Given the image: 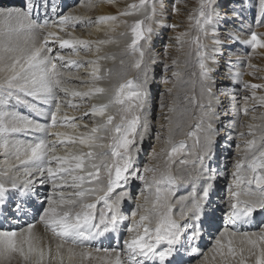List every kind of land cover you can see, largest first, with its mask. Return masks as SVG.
<instances>
[{
	"label": "snow or ice",
	"instance_id": "6c2138e0",
	"mask_svg": "<svg viewBox=\"0 0 264 264\" xmlns=\"http://www.w3.org/2000/svg\"><path fill=\"white\" fill-rule=\"evenodd\" d=\"M101 2L115 3V0ZM179 3L181 0H175L173 13L178 11L175 5ZM80 6L92 5H84L83 0H80ZM75 7V4L66 5L64 0H21L18 6L12 8L0 3V21L4 24V38L0 41V149H3L6 165L10 156L19 162L18 165L0 169V260L19 256L26 264H45L46 259L59 258L60 264H63L61 249L66 245L69 246V261L77 255L87 259L90 253L85 247L86 242L117 232L123 219L120 213L121 202L130 196L126 190L116 192V189L123 188L131 179H138L144 182L141 195L150 193L153 188L155 194L151 201L149 196L144 195V202L136 204L132 215L136 216L139 212V219L127 227L129 236L124 239L123 248L117 245L111 249H103L115 254L114 264H192L191 257L202 255L199 242L214 231L218 235L212 248V259L216 260L218 255V264H247L249 260H254V264H264V227L258 232L241 231L239 228L240 224L246 225L252 221L256 213L264 214V124L248 125L247 135L253 139L247 140L245 157L238 159L234 165L232 183L228 187V210L224 213L223 230H219L215 219L216 206L211 197L213 184L210 173L213 170L208 164L213 156V138L216 135L213 120L218 119L219 115L211 103L212 86L204 85L209 103L199 105L200 122L195 126L196 132H189V135L196 136L195 150L188 153L192 159L180 160L183 165H191L192 171L186 179L192 183L193 192L177 201L180 204L179 220L183 221L179 223L172 204L168 202L173 194L175 177L166 172L157 175L155 168L146 166L143 172L152 174L149 179L134 167V152L139 150L137 137L142 141L148 128L146 106L149 68L141 41L145 45L150 42L152 25L159 23L155 19L156 0H138V3L118 9L114 15H103L87 21L73 14ZM65 8L68 9L67 12ZM149 8L151 11L143 20L137 19L131 25H128L127 20L120 19L147 12ZM160 15H163L162 11ZM225 16L226 13L222 15L218 10L217 0H198L195 13H190L188 19L190 22L194 20L198 30L205 36L211 35L214 38L213 44L223 45L229 41L234 43L238 38L236 31L231 30L221 39L220 33L224 30L220 28V24L227 25ZM121 23L130 27L132 39L128 48L133 54L138 53L132 67L141 73V78L119 84L109 103L91 106V116L100 117L101 122L94 123L90 131L75 136L57 131L58 128L77 127L76 117L62 114V108L78 107L77 103L68 99L69 96L79 97L83 101L108 91L99 86H93L88 91L67 87L68 81L63 77L71 76L72 73L70 70L65 72L64 69L81 65L75 60L67 59L60 50L68 48L73 55H79L81 49L90 50L93 43L97 45L96 51L99 52L100 45L114 42L111 39L95 42L71 39L60 33L70 36L67 29L75 30L78 24L84 27L96 25L98 28L102 25L110 26L114 30ZM257 24L264 25V0H261V17ZM178 26L169 25L173 29ZM186 35V32L177 35V42ZM195 42L197 54L201 56L200 77L208 81L210 69L207 57L200 53L203 45L199 37ZM244 43L254 52L264 49V34L251 31ZM57 44L60 50H55ZM100 59L114 57L98 56L88 62L93 65L90 74L93 81L104 78L100 74ZM172 75L179 76L180 73L173 72ZM233 78L241 83L242 88L251 89V99L264 106V96L255 95L256 90L264 88V85L244 83L239 80L238 73ZM57 90L65 94L63 104ZM40 104L49 105V111H41L38 108ZM113 104L122 106L118 110L119 123H114L117 114L109 111ZM20 107L32 110L35 116H45L50 122L41 124L34 117L20 115ZM173 111V108H169V112ZM242 111L248 115L250 109L244 107ZM251 111H255V106ZM84 115L89 113L85 112ZM224 115L227 116L228 112L225 111ZM141 126L144 131H140ZM84 127L87 128L88 125L85 124ZM257 128L260 129L259 148L256 147L255 138ZM21 133H42L43 136L28 144L10 139L12 134ZM240 137L243 139L245 134L241 132ZM105 139L107 143L102 142ZM166 143L171 144V140ZM99 149L107 151H98ZM62 150L63 154H60ZM184 150L183 143L179 146L172 144L171 149L163 154L171 160L176 153ZM21 166L23 178L11 174L19 172ZM105 177L106 185L102 182ZM200 180H204V183L198 194L195 185ZM48 185L51 190L44 194L43 190ZM162 185L165 187L162 188ZM68 189L73 191H66ZM91 196L96 197V202L89 203L85 200V197ZM100 201L103 202V207L97 215V203ZM29 215L32 220L19 229L2 227L8 222L19 224ZM37 222L43 224L46 231L59 241L54 257L51 256L50 249L46 252L35 243L33 229ZM77 248L80 249L79 253L75 251ZM245 252L248 253L247 256L244 255ZM207 261L208 257L205 255L200 264H206Z\"/></svg>",
	"mask_w": 264,
	"mask_h": 264
},
{
	"label": "bare ground",
	"instance_id": "6f19581e",
	"mask_svg": "<svg viewBox=\"0 0 264 264\" xmlns=\"http://www.w3.org/2000/svg\"><path fill=\"white\" fill-rule=\"evenodd\" d=\"M91 1L95 2L96 4H99V5L95 6L96 10L95 9L91 10V8L87 7V6H79L78 7L79 9L73 10V14L81 16L83 18H87L89 16H96L98 14H102V15L113 14L114 15V14L117 13L118 9H123L129 4L128 3L129 1L127 2L126 0H121L119 2L115 1V3H108V4H103V2H101V0H90L89 2H91ZM3 2L5 4L7 3L9 5L7 7L12 8L14 6H18L20 4L21 0H0V3H2L4 5ZM170 3L172 5H170ZM250 3H254L256 5V9L254 7H252V6H250ZM156 4H157V16L155 17V19L157 21H159V23L153 24L152 26L159 27V26L164 25L163 24L165 22L164 18L167 17V15H166L167 10L164 11V8H168V10L169 9L171 10V11H169V15L172 17V19H174V23H172V24L181 25L180 27L178 26L176 29H173V28L170 27L174 37H176L180 33H185V32L187 33L186 36H182L181 37L179 42H177V40H175L173 42L174 45L171 48L172 52L170 54L171 63L173 61H175V64L183 66L184 65L183 63L185 61H187L186 62L187 66H185L186 67V71H185L184 77L178 83L179 90L177 91L176 95L174 96L178 107H173V109L176 108L177 111H175V113L173 115H171V116H173L172 119L173 120L175 119V121H173L174 123L172 122V126H171L172 128L170 129V131L172 133V136H173L174 134L176 135L179 132L180 129L177 130L178 128H183L184 126H186V124L188 122L191 123L194 117L201 118V110H200L199 105L200 104H205L206 105V104L209 103L208 95H207L206 91H204L205 87L202 84L205 83V84H208V85L212 86L213 83L211 81L212 79H210L208 81H204V80L201 79V77H198L199 74L197 76L196 68H195V67H197V65H196L197 59L194 57L196 53L193 54L194 50H197V44L195 42L196 38L199 37L200 43L203 45V47L200 49L201 50V55L207 57V61H206L207 65H208L209 69L214 71V72H215V69H213V67L216 66V63L219 64L220 59H218V58H216L214 56V54H215L214 51H216V50L213 51V48H216L214 46L219 47V44H213L212 41H213L214 38L211 35L205 36L202 32H200L198 30V28L196 27L195 22L191 23V24L189 23L190 21L188 19V16H189L190 13H193V14L195 13L194 9L195 8L197 9V7H198V0H181V3H179L178 5H175L177 7V9H178V11L176 13H173V6L175 4V0H156ZM84 5H88V4L85 3ZM247 7L248 8L250 7L253 11H255L257 13V15H258V18H259V16H261V0H249V3L247 5ZM150 11H151V9H150ZM150 11H148V13ZM161 11L163 12V15H160ZM148 13H146V14H148ZM146 14H141L138 19L143 20ZM122 18H123V20H125V18H127V17H122ZM85 21H87V20H85ZM134 21L135 20H128L130 25ZM220 26L223 27V24H220ZM77 27H78V29L76 30ZM76 28H75V30H73L74 33H72V35L75 34V36L78 39H83V40H88V41H93V42H95L97 40H100V39H110V37L112 35H117L118 34L117 36H114V37H117L116 40H113L114 42L108 43V44H104V45H100L99 46V49H100L99 52L96 51L97 45L95 43L92 44V46H94L93 50H91V49L87 50L88 54H91V55H89V57L87 56L88 59H90V60H95L100 55L103 56V57H114V59H100L99 60V67L101 69V73L100 74L104 77L102 80L93 81L91 79L90 74L93 71V65H91V64L86 67V71H87L86 74H88V75H84V77H81V78H80L81 74L74 73V70L76 69L75 66H72L71 69H68V68L64 69L65 72H68L70 70L71 73H72L71 76L63 77V79L68 81L66 86L69 87V88H75L78 91H88V89L90 87H85V89H83L79 85L80 81H84L87 78L86 80L90 81L91 87L99 86V87H104L105 89L108 90L105 94H103L101 96L94 97V98H91V99L88 98L89 106L90 105L92 106L93 104H97L98 105V104H101V103H109V100H107L108 97H109V94L111 93L112 90L116 89L119 86V84L124 83L125 81H127V79H130V78L134 79V81H137L138 79L141 78V73L137 69H134L132 67V64L134 63V60L132 58L134 57V55H133L132 58H128V54H130L131 50L128 48L127 36H126V33L124 32V30L119 29L118 31H116L117 27H115V29L112 30V28L110 26H103V25L99 26V28L96 25H92V26H90L89 29H87V28L84 29L85 27L83 25H79V24L76 26ZM70 29L71 28L68 29L69 32H70ZM0 30L4 31V24H3L2 21H0ZM53 31H56V29H53ZM107 32L112 33V35H109ZM248 34H249V32L247 34H238L237 36H238L239 39H236V40L241 42L242 45L250 47L249 45L244 43V41L248 38ZM60 35L64 36L65 38H71V36H68L67 33H60ZM153 35H154V33H153ZM224 35H226V33ZM224 35L220 34L221 39L223 38ZM3 38H4V34H1L0 35V41H2ZM160 40H162V39H160ZM155 41L156 40L154 38L153 42H155ZM233 44H234L233 42L229 41V42H227L226 44H223V45H230L231 46ZM147 48H145V52H146L145 61H146L147 65H150L153 62H155L157 59L155 58L153 52L147 51ZM83 51H85V50H83ZM83 51L81 49L79 55H73L72 51H68V53H67V55L65 57L67 59L78 61V64H79V62L81 63V59H82L81 55H82ZM86 52H84L83 54H86ZM217 52H219V50H217ZM255 52H256L255 55L257 54L259 56L258 63H255L253 61L250 62V60H249V62H248L249 64L248 65L249 66H253V67H258V69L261 70V72H258V74H259V76L261 78V81L264 82V49H258ZM0 55H2V53H0ZM233 57H234V54H233ZM240 57L242 58V56H240ZM243 59H244V57H243ZM121 60H123V64H121ZM257 64H259V65H257ZM183 70H184V68H183ZM152 71H151V73H152ZM75 82L77 84H75ZM243 82L249 83V84H258L253 79L249 78V76H247V75L244 77V81ZM148 85H149V83H148ZM262 85H264V84H262ZM149 86H148V92H150V90H151ZM182 92H184L183 95H181ZM236 92H237V100L240 101L242 95H241L240 92H238V91H236ZM178 94H179V96H178ZM263 94H264V88L262 90V93L256 94V95H258V97H259V96H263ZM57 95L61 98L60 102L63 104L64 103V95L65 94L61 93V92H59V90H57ZM191 95H193V97L196 99V102L195 101L194 102H190L188 100H183L184 98L187 99ZM251 96H252V94H251ZM75 98H77V97H75ZM68 99H72L74 101V98L71 97V96H69ZM78 99H80V98L78 97ZM251 100L253 101V103H251L252 105L254 103L255 104H259L258 101H254L253 99H251ZM86 103L87 102H85V104ZM211 103H212V101H211ZM41 105H42L41 106L42 109H40L41 111H44V112L49 111V105H46V104H41ZM212 105H213V103H212ZM215 106H216V104H215ZM215 106L213 105V108ZM121 107H122L121 105H117V106L111 105L110 108H109L110 112L113 111V112L117 113L116 120L114 121V123H119L120 122L119 116H118V110ZM262 107L264 109V106H262ZM215 108H217V107H215ZM26 109L23 110L22 107H20L19 108V114L21 113L20 115L29 117L28 114H26L28 109L27 110ZM67 109L69 110L70 108H67ZM62 111H63L62 114L66 113L69 117H73V115L70 112H67L66 109L64 110L62 108ZM69 111H71V110H69ZM28 112L30 113L29 110H28ZM43 117H45V116H41L42 119H43ZM190 117H192V118H190ZM30 118H33V116L30 117ZM34 118H35V116H34ZM77 118H79V117H77ZM36 119H37V117H36ZM44 119H46V117ZM44 119L41 120V119L38 118V121L44 122ZM99 119H101V118H99ZM260 120H261V118L257 119V121L255 120L256 121L255 124H257V125L258 124H264V122H261ZM252 121H249V122H251V124H252V123H254ZM99 122H101V120L97 121L96 123H99ZM199 122L200 121L197 120L195 126ZM215 122H216V120L214 119L213 120V126H214ZM247 124H248V122H247ZM87 125H88V127L85 130H82V129L78 130L79 128L75 129V128L69 127V128H58L57 131L65 132L67 135L75 136V135H79V134H81V133H83L85 131H90V129L94 125V123H93V121L91 123L87 122ZM142 125H143V120H142ZM228 125H230L229 130L230 129L231 130L227 133V136L232 135V133H235L238 123L236 124V123L232 122L231 124L229 123ZM190 126H193V125H190ZM258 130H259L258 128L255 129L256 132ZM183 131H185V129ZM188 132H189V130H188ZM238 133H239V131H238ZM24 135L25 134L22 135L24 138L20 139L19 137H17L16 134H12L10 136V139L13 140L14 142H18L20 144H28V143L35 142L37 139L42 138V136H43L42 133H32L31 135L27 134V137L24 136ZM200 135H201V141H203V134L201 133ZM147 136H145L143 139L145 140V138ZM184 136L182 135V138H184ZM178 137H180V136H178ZM186 137L187 136H185V138ZM213 139H214V142H215L216 136H214ZM138 141L139 142L141 141L139 137H137V143H138ZM177 141L178 140L176 139V141H173L171 143L175 144ZM191 141H194V140H191ZM229 141H230V144L233 143V144L237 145V143L234 141V138H231ZM102 142H104V143L107 142V139H105ZM183 142L186 144L187 147L190 146V143L185 142V141H183ZM192 143H194V142H192ZM168 144L170 145V143H168ZM168 146H166L167 150H168V148H170ZM69 147H71V145ZM77 147H79V146L77 145ZM141 147L142 146H140V145L138 146V149H139L138 151H140ZM256 147L259 148V145L257 144ZM192 148H193V146H192ZM226 148H228V147H226ZM187 150H188V148H187ZM98 151H107V149H99ZM190 151H191V149H190ZM226 152H228V150L224 151V155H227L226 156L227 160L231 159L230 158V154H226ZM182 153L184 154V151L176 153L175 157L176 158L177 157H181V155H183ZM213 153L214 154L215 153H219V150L216 151V148H214ZM241 153H242V157L241 156L240 157L244 158L245 157V153H244V155H243L242 151H241ZM60 154H63V150L61 151ZM184 155H186V154H184ZM139 157L140 156H138V153L135 152L134 153V158H135L134 167L137 170H139V162H138ZM184 157H186V156H184ZM186 158L189 159V160L192 159V157H190V156H188ZM173 161H175V160H173ZM173 161L171 160V162L169 163V166H168L167 165L168 162L166 163L164 160H162L158 156L155 160L153 159V161H151V163L152 162L154 163V166H156V169L159 171V174L161 172H166L167 174L172 175L173 177H175L176 181H178L179 183L181 182L180 184L173 186V188H176V190L173 192L172 196L169 197V201H168V202H170L172 204L173 212L177 214L175 218L179 220L178 213H179V210H180V204L177 203V201H179L180 197L189 196V194L193 192V185H191L192 183L189 182L186 179V177L192 171V169H191V165L190 164H189L190 168L188 167L187 170H186V168H185L186 165H184L182 167H179L178 164L173 162ZM18 163L19 162L16 161L13 156H10L8 158V164L6 165L5 164V156H4L3 149H0V169H3L5 167H9L10 165H18ZM232 163H234V162H232ZM235 164L236 163H234V165ZM189 169H190V171H189ZM11 174L18 175L20 178H23V167L22 166L20 167L19 172H13ZM144 175L146 177H150L152 174L151 173H146V174L144 173ZM228 177H229V180H230V178L232 177V172L230 173V175H228ZM232 179H233V177H232ZM232 179H231V181H232ZM229 180H228V182H229ZM136 181H137L136 179H131L129 181L127 187H125V188L123 187L122 189H119V191L126 190L129 193V196H130V194H132V192L134 191V188H135V186L137 184ZM200 181L201 182H199V184L196 183L197 185H195V191L198 194L201 191V185L204 183V180H200ZM223 181L224 180L221 179V180L217 181L215 184H213V182H212V184L214 185L213 186L214 188H212V191H216V192L219 191L220 187H222ZM102 182L106 185V177L103 179ZM230 183H232V182H230ZM189 185H191V187L188 189ZM49 187H50L49 185L45 186V188L43 190L44 194H46L47 191L51 190V188H49ZM161 187L163 188L165 186L162 185ZM227 187H228V184H227ZM141 188H143V186ZM141 188H140L139 192L141 191ZM132 189H133V191H132ZM66 191H73V189H68ZM119 191H117V192H119ZM150 193L149 192H145V194H144V195L149 196V201H151L153 199V197H154L155 188L151 189ZM212 194L213 193L211 192V195ZM85 200L87 202H89V203L96 202V197H94V196L85 197ZM142 200L144 202V198ZM214 205L216 206L215 219H216V223H217V219H218L217 216L220 214V211L223 208L224 209L226 208V206L221 207V206H218V204L216 205V203ZM148 206L150 207L151 205L149 204ZM37 207H39V205H37ZM129 207H130L129 197H126L121 202L120 213H121V216L123 217V219H121V221L119 223L117 232L107 233V234H105L104 237H100L97 240L92 241L90 243L86 242L85 247L87 248V250L90 253V255H89V257L87 259H82L79 255H77L73 260L69 261L68 260V247L69 246L66 245L63 249H61V253H62V256H63V264H114L115 259H116L115 254L114 253H110V252H105V251H103V249H105V248L111 249L113 247H116L117 245H119L120 248H123V241H124V239H126L129 236V234L126 233L128 235L123 237L122 240H121L120 239V234H121L120 228L124 224L125 212H126V209H128ZM101 208H102V201L97 203V215H99V210ZM218 208H220V210H218ZM135 209H133V210L135 211ZM160 210L164 211V209H160ZM138 219H139V213H138L137 217L135 216V220H138ZM27 220H29V221H27ZM31 220H32V216L29 215L28 218L26 219V222H30ZM36 220L38 221V216L36 217ZM135 220H133L131 222V224ZM24 221L25 220H22L21 221L22 223L21 224L19 223V225L18 224L15 225L14 223L8 222L7 224H10L9 226H6V224H4L2 226L4 228H9V229H18L19 227H22L23 225L26 224V223H24ZM262 221L263 220H261V214L258 212V213L255 214V218L252 221H250L248 224H246V226H241V225L240 226H241V229H242V228H246L247 225L252 224L253 226H255V228H257L258 225H261V223L263 224ZM180 222L182 223L183 221L179 220V223ZM253 226H251L250 229H247V230L243 229L241 231L252 232V230L253 231L255 230V228H253ZM33 232H34V235L36 237L35 243L37 244V246L42 248L46 252L49 251V249H50L51 256L54 257L55 253H56V246L59 243V241L57 239H55L50 232L46 231L44 225L39 223V222H37L35 224ZM199 247H200V245H199ZM97 248H99L101 250L100 251H96ZM75 251L77 253H79L80 249L77 248ZM213 255H214V253L212 254V257H213ZM244 255L247 256L248 253L245 252ZM212 257L208 258V261L206 262V264H218V262L220 261V257L217 255L216 256V260H213ZM122 259H126V257H122ZM0 264H26V262L23 261L19 256H14V257H11L10 259H7V260H0ZM45 264H60V259L59 258H57V259H46ZM247 264H254V260H249L247 262Z\"/></svg>",
	"mask_w": 264,
	"mask_h": 264
},
{
	"label": "rangeland",
	"instance_id": "374dc122",
	"mask_svg": "<svg viewBox=\"0 0 264 264\" xmlns=\"http://www.w3.org/2000/svg\"><path fill=\"white\" fill-rule=\"evenodd\" d=\"M89 1L90 0H83V4H85V3L91 4L92 5L90 7L91 10L92 9L96 10L95 6H97L99 4H96L95 2H92V1L89 2ZM115 1L119 2L121 0H115ZM126 1L127 2L129 1L128 2L129 4L138 3V0H126ZM64 2L66 5L75 4L76 7L74 8V10L79 9L78 7L80 6V0H64ZM217 3H218V10L221 12V14L224 15L226 13L225 19L227 20V25H225L224 23H221V24H223V27L220 26V28L224 31H221L220 34L224 35L227 31H231V30H235L237 35L238 34H247L248 32L250 33L251 31H256L257 33L264 34V25L258 26V24H257V21L261 16H259V18H258L257 13L255 11H253L250 7L249 8L247 7L249 0H217ZM103 4H108V3L103 2ZM4 5L9 6L7 3L6 4L4 3ZM170 5H172V4L170 3ZM250 6H252L256 9V5L254 3H250ZM195 9H194V11H195ZM166 10H167V13H166L167 17L164 18V21H165L163 23L164 25L159 26V27L152 26L154 35L152 33L151 40H150V42H148L149 44L147 43L145 45L144 42L141 41V45L144 46V48L148 47L147 51L153 52L155 58L158 60V61L156 60L153 63L151 62L152 64L148 65V68H149V82L148 83L150 85V86L149 85L148 86L150 87L151 90H150V92H148V101H147V106H146L148 128L144 134V137L147 135L148 136L145 138V140L143 139L142 141H140V142L138 141V143H137V147L139 145L142 146L140 151H137L138 156H140L138 159V162H139V172L141 174H144L143 169L146 166L156 169V166H154V163L153 162L151 163V161H153V159L155 160L158 156L162 160H164L166 163L168 162L167 163L168 166H169V163L171 162V160L172 161L175 160L173 162L177 163L179 167L184 166L183 164L180 163V160L187 159L186 157L189 156L188 153H189L190 149H191L190 152L194 151L195 145H196V141H195L196 136L195 135H189V132H196L195 124H196L197 120L200 121V119H201L198 117H194L192 122H191L192 124L188 122L189 124L187 123L186 126H184L185 128L184 127L178 128L177 130L180 129L179 132L177 131L178 133L176 135L173 133L174 137L172 136L170 129L172 128L171 127L172 122L175 121V119L173 120L172 119L173 116H171V115H173L175 113V111H177V110H176V108H174L173 112H169V108L178 107L174 96L176 95L177 91L179 90L178 83L184 77V74L186 71L185 66H187V63H186L187 61H185L183 63L184 64L183 66L174 64L173 62L171 63V61H170V54L172 52L171 48L174 45L173 42L176 40V37H174V35L172 34V31H171V28L169 27V25L174 23V19H172V17L169 15V11H171V10L170 9L168 10V8H164V11H166ZM67 11H68V9L65 8V12H67ZM148 11H150V8L147 10V12H141L140 14H138V16L136 15V16L127 17V18H125V20H127L128 25H130L128 20H137L141 14H146V13H148ZM106 15H109V14H106ZM99 16H103V15L98 14L96 16H89V17L84 18V19L85 20H88V19L95 20ZM120 19L123 21L122 17ZM194 22L195 21L193 20L189 23L191 24ZM180 26L181 25H179V27ZM86 28L89 29L90 27H85L84 29H86ZM68 29H67V32H69ZM77 29H78V27L76 28V30ZM119 29L124 30V32L126 33V36H127V43L129 44L131 42V39H132L130 27L121 23V24H119V26H117L116 31H118ZM69 33H71V35H70L71 39H78L75 36V34L72 35V33H74L72 28L70 29ZM107 33L109 35H112V33H110V32H107ZM1 34H4L3 30H0V35ZM117 35H112L110 37V39L116 40L117 37H114V36H117ZM154 38L156 40L155 42H153ZM160 39H162V40H160ZM237 39H239V38H237ZM214 47H216V48H213V51L216 50V51H214V53H215L214 56L216 58L220 59V62H219V64L216 63V66L213 67V69H215V72L210 70L208 73V76H209V80L212 79L211 81L213 83V85H212L213 99L211 101H212L214 106L216 104L215 107H217V108L214 107V109L216 110V113H218V115H219V118L215 119L216 122L214 123V126H213V129L216 132V135H215L216 140L214 142V145H215L214 148H216V151L219 150V153H215V154L213 153L212 159L208 163H209L210 169L213 170L210 173V175L212 177L213 184H215L217 181H219L221 179L224 180L222 183L223 188L220 187V190L217 192L212 191L213 194L211 195L212 201L214 204L216 203V205L218 204V206H221V207L226 206V208L225 209L223 208L224 210L222 209L220 211V214L217 216L218 219H217V223H216L217 228L219 230H223L224 221H225L224 213L228 210L227 201L229 199V193L227 191H228L229 185L231 184L230 182H232L231 181L232 177L229 180L230 176L228 177V175H230V173L234 171V163L237 162L236 160H238L242 157L241 151L243 152V155H244V153H245L244 149H245V146H246L245 144L247 143V140L253 139V137H250L247 135L248 125H249V123L251 124V122H249V121H252L253 120L252 118L254 116L257 119L264 117L263 107L260 106L259 104H255V103L253 105L251 104V103H253V101L251 100V97H252L251 94L253 95L252 90L242 88L241 83L238 82L237 80H234L233 77H234V74L238 73L239 74V80L242 82L244 81V77L246 75L249 76V78L253 79L258 84L262 85V84H264V82L261 81V78L258 74V72H261V70H259L258 67H253V66L248 65L249 60H250V62L253 61L255 63H258V59H259V56L257 54L255 55L256 52H254L251 49V47L242 45V43L239 42L238 40H236L234 42V44L231 46L230 45H219V47H217V46H214ZM93 49H94V46H92L91 50H93ZM55 50H60L58 44L55 45ZM83 50L84 49H82V51ZM217 50H219V52H217ZM60 51H62V53L66 56L68 51H72V50L66 48V49H63ZM86 51L87 50L83 51V53ZM83 53L81 55V57H82L81 63L79 62V65L81 64V66L78 68L75 66L76 69L74 70V73L81 74L80 78L84 77V75H88V74H86L87 73L86 67L88 65H90V63H88V62L91 61L90 59H88L89 55H91V54H88V51L86 52V54H83ZM200 53H201V50H200ZM193 54H195L194 57L197 59V62H196L197 67H195L196 73H197V76L199 74L198 77H200L199 62H200L201 56L197 54V50H194ZM233 54H234V57H233ZM133 55H134V57H133ZM240 56H242V58ZM99 57H103V56L100 55ZM243 57H244V59H243ZM128 58H132L135 61V59L138 58V53L133 54L132 52H130V54H128ZM76 62L78 64V61H76ZM257 65H259V64H257ZM183 68H184V70H183ZM151 71H152V73H151ZM173 72H178V73H180V75L179 76H173L172 75ZM86 79L84 81H80V83H79L80 87L83 89H85V87L91 88L90 81L86 80ZM128 80L134 81V79H132V78L127 79V81ZM75 84H77V83L75 82ZM202 85L204 86L206 84L203 83ZM169 89H171V92H169ZM262 90H263V88L256 90L255 95L262 93ZM204 91H206V90H204ZM236 91L240 92L242 95L240 101L237 100V92ZM183 93L184 92H182L181 95H183ZM225 93H226V95H225ZM114 95H115V89L111 91V93L109 94V97L112 98ZM178 96H179V94H178ZM256 96L258 97V95H256ZM263 96H264V94H263ZM109 97L107 100H110ZM245 97H248L249 99L244 100ZM77 99H78V97L74 98V102L78 104L77 108H75L74 110L72 108H70L69 110H71V111H69L66 107L63 109L64 110L66 109L67 112H70L73 115V117H76V118L79 117L75 120V123L77 125V127L75 129L79 128L78 130H80V129L85 130L87 128H85L83 125L87 124V122L91 123L93 121V123H96L97 121H99L101 119H99L100 117H91V114H90L91 105L89 106L88 98L84 99L83 101H81L80 99H78V100ZM183 100H188L190 102H194V101L196 102V99L193 97V95H191L187 99L184 98ZM85 102H87V103L85 104ZM113 105L117 106L116 104H113ZM41 106H42L41 104L38 105V108L40 107L39 109H42ZM245 106L248 109H250L248 115H245L242 111V109ZM254 106H255V111H251V109H253ZM22 109L24 110V109H26V107H22ZM28 110L30 111V113L28 112ZM28 110H27L28 113L26 112V114H28L29 118L32 116L34 117L35 113L30 109H28ZM225 111L228 112L227 116L224 115ZM85 112H88L89 115H84ZM112 113L117 114L113 111H112ZM118 116H119V114H118ZM36 117H37V119H36ZM38 118L43 120L45 117H43V119H42L41 116H35V119L38 123L46 124V123L50 122L49 118H47V117H46V119H44V122L38 121ZM190 118H192V117H190ZM257 119H255V120L257 121ZM170 120H172L171 123H169ZM255 120L252 121V122H254L252 124L256 123ZM260 121L264 122V119H261ZM232 122H234L236 124L238 123L237 128H236L237 132L235 131V133H232V135L227 136V133L231 130V129L229 130L230 125H228V124L229 123L231 124ZM247 122H248V124H247ZM190 125H193V126H190ZM182 129L183 130L185 129V131H183ZM188 130H189V132H188ZM140 131H144L142 126L140 127ZM238 131H239V133H238ZM258 131L256 132L255 138L257 139V144L260 145V140H259L260 129ZM241 132H243L245 134V137L243 139L240 137ZM16 135L20 139L24 138L22 136L23 135L22 133L16 134ZM177 135L180 136L181 138L178 137ZM182 135L183 136L185 135L187 137L185 138V136H184V138H182ZM24 136L27 137V134H25ZM231 138H234V141L237 143V145L233 144V143L230 144L229 140ZM176 139L178 141L175 143V145L179 146L181 143H183V145L185 146L184 154H186V155H184L182 153L183 155H181V157L176 158L175 157L176 154H175L174 157H172L171 160H169V158L166 155H164L163 152L169 151L171 149L170 145H172V143L169 145L168 143H166V141L171 140V142H173V141H176ZM191 140H194V141H191ZM183 141L190 143V146L187 147ZM107 142H105V143H107ZM192 142H194V143H192ZM238 145H239V147H238ZM166 146H168L170 148H168V150H167ZM192 146L194 149L192 148ZM225 146L228 148H226ZM187 148H188V150H187ZM227 150H228V152H226V154H230V158L233 161L231 159L227 160V157H226L227 155H224V151H227ZM184 156H186V157H184ZM134 161H135V158H134ZM232 162H234V163H232ZM188 167L190 168L189 165L185 166L186 170ZM156 171H157V175H159V171L157 169H156ZM189 171H190V169H189ZM148 178L150 179L151 176ZM69 179H70L69 183H71V178L69 177ZM205 179H207V177H205ZM136 180H137L136 181L137 184L134 188V191L132 189L133 192H132V194H130V198H129L130 207L128 209H126L124 224L120 228V232H121L120 239L121 240L123 237H125L129 234L126 231V229L128 226L131 225V222L133 220H135V216L132 215V213L134 211L133 209L136 208L137 203H143L142 199L144 198V195L141 196V191L139 192V190L142 186L144 188V184H143L144 182L141 180H138V179H136ZM228 180H229V182H228ZM199 182H201V181H197L196 183L199 184ZM128 183L126 185H124V188L127 187ZM180 183L178 181H176L175 185H178ZM227 184H228V187H227ZM191 185L188 186V189L191 187ZM143 188H141V189H143ZM116 190L119 191V189H116ZM175 190H176V188H173V192ZM102 207H103V202H102ZM218 210H220V208H218ZM138 213H137V215H138ZM260 214H261V220H263L262 221L263 224L261 223V225H258V227L255 228L254 231L257 230L256 232L260 231V229L262 227H264V214H262V213H260ZM137 215H136V217H137ZM27 221H29V220H27ZM178 222H179V220H178ZM21 223L22 222H20V224ZM24 223H26V220L24 221ZM9 225L10 224H7V226H9ZM240 225L242 226L243 224H240ZM23 226H25V225H23ZM249 226H251V225H249ZM229 227H231V226H229ZM126 233H128V234H126ZM216 235H218V232L214 231L213 234L206 235L204 237V239L199 242L200 250L202 251L201 252L202 255L191 257V260L193 261L192 264H199L201 261L204 260L205 255H207L208 258L212 257V254H213L212 248H213V245L215 243ZM185 259H188V257H185Z\"/></svg>",
	"mask_w": 264,
	"mask_h": 264
}]
</instances>
